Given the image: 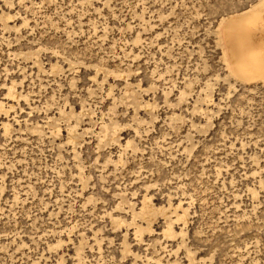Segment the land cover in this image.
<instances>
[{
	"label": "rangeland",
	"instance_id": "1",
	"mask_svg": "<svg viewBox=\"0 0 264 264\" xmlns=\"http://www.w3.org/2000/svg\"><path fill=\"white\" fill-rule=\"evenodd\" d=\"M259 1L0 0V264H264Z\"/></svg>",
	"mask_w": 264,
	"mask_h": 264
},
{
	"label": "bare ground",
	"instance_id": "2",
	"mask_svg": "<svg viewBox=\"0 0 264 264\" xmlns=\"http://www.w3.org/2000/svg\"><path fill=\"white\" fill-rule=\"evenodd\" d=\"M233 74L246 83L264 82V0L257 5L222 19L219 24ZM154 207L145 203L142 215Z\"/></svg>",
	"mask_w": 264,
	"mask_h": 264
}]
</instances>
